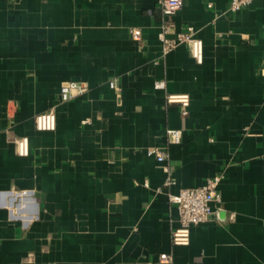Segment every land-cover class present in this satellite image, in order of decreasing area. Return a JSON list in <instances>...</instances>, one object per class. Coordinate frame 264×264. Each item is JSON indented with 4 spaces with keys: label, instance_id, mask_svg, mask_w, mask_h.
Wrapping results in <instances>:
<instances>
[{
    "label": "crops",
    "instance_id": "1",
    "mask_svg": "<svg viewBox=\"0 0 264 264\" xmlns=\"http://www.w3.org/2000/svg\"><path fill=\"white\" fill-rule=\"evenodd\" d=\"M229 5L175 14L198 62L163 51L160 0H0V264H264V0ZM71 80L88 89L62 101ZM50 108L56 128L36 129ZM216 174L221 204L173 245L169 195Z\"/></svg>",
    "mask_w": 264,
    "mask_h": 264
},
{
    "label": "built area",
    "instance_id": "2",
    "mask_svg": "<svg viewBox=\"0 0 264 264\" xmlns=\"http://www.w3.org/2000/svg\"><path fill=\"white\" fill-rule=\"evenodd\" d=\"M161 9L164 15L162 30L159 34L163 42V51L167 52L180 43L189 45L192 56L200 62L203 58V42L195 36V30L192 26L186 31H174V16L182 7L183 0H160ZM253 0H230L229 9L237 11L251 4ZM135 37L139 32L133 30ZM172 34V35H170ZM112 86L114 81L110 82ZM163 81H156V87H163ZM88 89L85 81L71 80L61 86L60 96L62 101H67L74 96L83 94ZM167 101L169 103H179L183 106V113H187V106L190 102V96L187 93H168ZM35 127L38 130H54L56 128V112L50 108L44 112L38 113L35 117ZM171 138L178 141L181 132L178 129H168ZM15 150L18 155L27 156L29 154L28 136H19L15 139ZM149 154H154L159 161L166 158V154L158 148H149ZM167 169V168H166ZM222 175L216 174L206 180V182L197 187L181 188L179 192L169 195L170 202L178 211L177 224L172 228L171 241L175 246L187 245L190 242L191 228L202 222L208 221L214 213V207L221 204L222 195L219 190V184ZM167 183H173L167 180ZM20 194L27 195V190H22ZM22 198V199H23ZM21 199V200H22ZM22 205H26L22 202Z\"/></svg>",
    "mask_w": 264,
    "mask_h": 264
}]
</instances>
